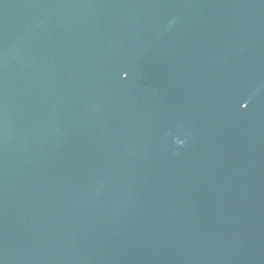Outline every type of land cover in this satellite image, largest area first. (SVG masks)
<instances>
[{
	"label": "water",
	"instance_id": "95a60500",
	"mask_svg": "<svg viewBox=\"0 0 264 264\" xmlns=\"http://www.w3.org/2000/svg\"><path fill=\"white\" fill-rule=\"evenodd\" d=\"M0 264H264V0H0Z\"/></svg>",
	"mask_w": 264,
	"mask_h": 264
}]
</instances>
